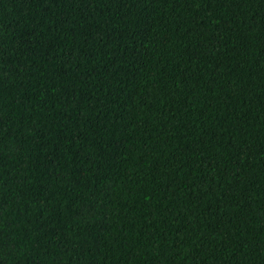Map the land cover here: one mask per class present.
Here are the masks:
<instances>
[{"label": "trees", "instance_id": "trees-1", "mask_svg": "<svg viewBox=\"0 0 264 264\" xmlns=\"http://www.w3.org/2000/svg\"><path fill=\"white\" fill-rule=\"evenodd\" d=\"M0 264H264V0H0Z\"/></svg>", "mask_w": 264, "mask_h": 264}]
</instances>
